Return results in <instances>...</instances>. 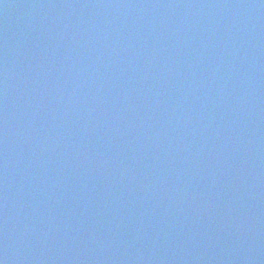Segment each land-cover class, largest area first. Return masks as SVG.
<instances>
[{
  "label": "water",
  "instance_id": "obj_1",
  "mask_svg": "<svg viewBox=\"0 0 264 264\" xmlns=\"http://www.w3.org/2000/svg\"><path fill=\"white\" fill-rule=\"evenodd\" d=\"M0 264H264V0H0Z\"/></svg>",
  "mask_w": 264,
  "mask_h": 264
}]
</instances>
